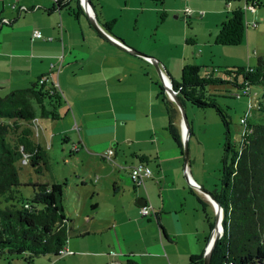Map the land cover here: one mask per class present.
<instances>
[{
    "label": "crops",
    "instance_id": "1",
    "mask_svg": "<svg viewBox=\"0 0 264 264\" xmlns=\"http://www.w3.org/2000/svg\"><path fill=\"white\" fill-rule=\"evenodd\" d=\"M59 1H69L76 13L72 14L64 7H58L55 0H0V19L6 20L0 22V55L6 56L10 63L18 62L20 70L26 75L22 80H30L37 74L47 72L49 62H56L57 55L61 53L60 66L57 69L50 68L52 79L62 95V102L58 107L61 116L51 122L47 117L35 119L34 122L39 127L37 135L41 132L42 137H45L47 129L51 131L50 136L54 131H63V138L67 139L68 132H72L73 138L69 147L71 152L82 150L81 155L85 150L87 155L96 154L102 161L111 164V170L104 173L106 180L111 182V212L104 216L105 218L95 217V220L91 215L87 219L90 220L88 223L86 221L76 226L72 224L71 218L70 224L79 229V236L114 229L119 234L120 245L117 250L112 248L114 253L105 252L107 256L100 259L102 262H98L100 251L104 250L108 243L103 246L101 239L95 241L94 238L99 252L93 255L92 260L88 258L87 264H148V245H152V240L155 244L150 252L155 256L160 253L167 260V263H164L163 258L159 264H199L195 255L202 251L206 242L213 206L204 193L188 183L181 170L185 167L188 177L197 185H202L208 190H211L213 185L209 186L203 162L200 169L194 164L195 156L190 158L192 164H189L190 160L183 163L182 152L166 128V112L159 91L162 84L153 65L146 57L132 53L101 36L90 25L80 4L76 7L70 0ZM89 1L96 22L103 27V21L113 17L112 25L103 28L127 45L146 52L148 50V53L155 55L160 69L168 78L177 79L183 61L204 65L203 70H207L211 67L217 68L218 65H243L241 60L245 56V66L252 65L249 62L247 33L245 47L241 50L242 58L239 50L232 47H216L205 59L201 46L196 54L194 44H217L214 35L219 21L228 10L237 5L233 6L230 0H219L217 6H206L201 13L192 10L194 14L197 12L199 18L194 25L187 26L188 19L184 24H177V27L168 26L169 36L160 39L159 44L154 36H148L151 38L148 40V43H151L148 48L136 46L129 32L131 17L134 16V22L137 19L136 9H125L126 21L123 25L119 21L122 9H106L108 0ZM186 2H192L195 6L201 5L198 4L200 0ZM11 3L15 5L11 7ZM111 5L114 8H136L135 0L131 3L129 0H112ZM19 6L24 8H18ZM152 7L155 9H151ZM183 7L179 2L171 5L167 0H148L146 10L148 17L153 10L151 24L156 28L166 18L167 12L172 11L174 15L179 11L183 13ZM158 10L159 17L155 15ZM146 18L147 15L142 20ZM248 21H245V26H249ZM127 25L128 28H125ZM32 27H38L42 35L51 37H30ZM161 45L180 46L181 51L176 57L171 56L166 60L153 50ZM186 45L191 46L186 48ZM216 52L223 54L213 60L211 55ZM237 55L241 60H235ZM206 61H209V64H203ZM261 94L255 91V96ZM183 106L187 108L184 100ZM187 118V139L190 144V138L193 142L198 141L199 133L195 130L194 118L188 114ZM173 122L180 135L177 109L174 111ZM196 124L198 127V120ZM109 146L113 149V161L102 155ZM131 151L155 156L153 166H150L148 161L145 162L151 168V174L135 186L123 173H128L125 168L127 165L138 161L130 154ZM100 183L102 187L103 181ZM156 186L158 191L154 197L151 192ZM115 191L120 192V196L123 193L125 196L123 203L119 204L122 207L120 210L117 209ZM140 197L144 201L139 204L145 202L151 206L149 213L145 215H141L137 210L139 204L136 199ZM148 223L155 224L152 235L148 234ZM73 238L67 240V249L79 246L80 242ZM179 239H182L183 243H180ZM190 255H193L191 259ZM45 263L44 260L40 261V264Z\"/></svg>",
    "mask_w": 264,
    "mask_h": 264
},
{
    "label": "trees",
    "instance_id": "2",
    "mask_svg": "<svg viewBox=\"0 0 264 264\" xmlns=\"http://www.w3.org/2000/svg\"><path fill=\"white\" fill-rule=\"evenodd\" d=\"M70 1L79 6L78 0ZM243 2L254 7L261 3L260 0ZM55 3L72 14L76 13L69 1L55 0ZM113 21V17L108 18L102 25L109 28ZM244 28V11L236 5L219 21L214 41L237 44L243 38ZM43 74L35 75L24 86L0 94V254H22L26 261L39 254H57L68 235L81 234L78 228L71 226L63 211L64 179L18 178L21 163H27L36 174L47 166L45 148L33 133V120L59 117L61 92L52 80H39ZM169 80L177 89L176 95L182 104L184 100L196 107H211L222 125L218 182L210 190L221 206L222 228L210 250L207 264H264V99L252 97L241 116L243 126L237 140H230V118L226 107L206 88L207 84L229 82L236 87L234 92H240L245 87L249 89V84L264 82V56H257L252 65H222L202 71L199 65L183 61L177 79ZM159 91L166 112V128L181 151L180 135L173 122L175 104L166 96L162 86ZM251 112L257 119L255 122L246 119ZM130 154L139 162L155 158L137 151ZM133 183V186L139 184ZM21 184L31 185L29 195H22ZM211 225L212 221L209 230ZM195 256L201 264L202 251Z\"/></svg>",
    "mask_w": 264,
    "mask_h": 264
},
{
    "label": "rangeland",
    "instance_id": "3",
    "mask_svg": "<svg viewBox=\"0 0 264 264\" xmlns=\"http://www.w3.org/2000/svg\"><path fill=\"white\" fill-rule=\"evenodd\" d=\"M132 1L134 0H129L130 3ZM230 1L232 2L233 6L237 4L242 7L244 11V22L246 20L254 19L256 21V26L251 27L246 25L244 28L243 39L237 44L226 45L217 43L213 44V46H210L206 43L202 45L194 44L196 54L198 53V48L201 46L203 47V56L205 57V59L213 49H216V47H218V49L232 47V49H238L239 55L241 56V50L245 47V35L247 33L249 39V62L250 64H254L257 56H264V0H260L261 3L257 4L253 9L243 7L244 0ZM135 2L136 8H128L126 5H122L126 7L114 8V6L111 5L112 0H108L106 9H122L119 13V21L120 24L123 25L126 21L125 9H136L135 14L137 16V19L134 22V16L131 17L129 32H131V37L134 39L136 46L140 48H148V46H150L151 44L150 42L148 43V40L151 39L150 37L154 36L156 38V42L159 44L160 39H165L167 38L166 36H169L170 30H167L169 29L168 26L172 25V27H177V24H184V22L189 19L186 25L191 27L199 19L197 14L199 10H205L204 8L206 6H217L219 0H200V3L198 4L201 5L198 6L193 5L192 2L187 3L186 0H167L168 4L172 5V3L179 2L184 6L183 8L189 7L191 11L194 10L197 12L194 14V12L190 11L189 13L183 14L179 11L176 15H174V12L169 11L167 12V16L163 20V22H161V24H159L156 28L151 24V19L153 18L152 14L154 13L153 10L149 13L148 17V12L146 10L148 9V0H135ZM222 5L224 7L226 6L224 3H222ZM151 9L155 8L152 7ZM146 15V20H142V18ZM155 15L159 17V10ZM125 28H128V25ZM202 33L203 32L201 31L200 34L202 35ZM189 46L186 45V48H188ZM156 48L157 49L153 50L161 54L164 58H166V60L171 58V56L176 57L177 54L181 51V47L175 45L170 47L161 45L159 46V48L158 46ZM137 50L152 55L155 59L157 58L155 55L148 53V50L147 52L141 49ZM243 52L245 55L244 50ZM221 54L223 53L216 52L215 54L211 55V58L214 60ZM239 55H237V58L234 57L235 60H241L242 56L240 58ZM241 61L243 66H245L247 63L246 57L244 56L243 60ZM203 64H209V61H206V63ZM217 67H221V65H218ZM203 68L204 65H200V71H202ZM23 72L24 71L20 70L18 62L12 61L10 63L6 56L0 55V94H3L10 88L26 85L29 80H22V78L26 76ZM206 88L209 93H213L215 95L216 100L222 106L226 107V111L230 118V122L228 124L229 139L237 140L238 134L243 126L240 118L247 110L249 99L250 101L253 100L252 97L255 96V91L258 94H263L264 82L249 84L248 94L240 93L237 96L234 95V90L236 89V87L229 82L207 84ZM262 94L260 95V97H262L261 99H264V94ZM186 105L187 108H184L186 117L188 114L189 116L194 118L195 130L199 133L198 141L193 142V139L190 138L191 140L189 144V141L187 139L186 163H188L192 156H195L194 164H197V168L200 169V166L203 162V170L207 175L209 186H214L218 182V168L220 166V155L222 151L223 134L221 122L214 110L209 106L195 108V106H192L188 101H186ZM191 107L196 110H193V108ZM252 113L253 112L249 113L246 118L249 122H255L257 120ZM38 118L42 119L43 117ZM197 120L199 121L198 127L196 124ZM50 133L51 131L47 129L45 137H42L41 132H39L38 135L34 132L35 138L38 139L45 148L47 157L46 168H44L41 173L36 174L27 163H21L20 168L18 169V178L20 180L29 178L49 181H60L64 179L65 183L63 184L62 190L63 211L70 220L72 218V224L75 226L86 222L91 215L94 216V220L95 217L105 218L104 216L108 215L111 212L113 200V198L109 194L111 189V182L106 180V174H104L105 172L111 170V164L108 161H102L96 154H92L90 156L87 155V152L85 150L83 151L86 153L83 152V154L81 155L80 152L82 150L79 152H71L69 150V147L71 144V139L73 138L72 132H68L67 139L63 138V131H54L52 136H50ZM148 164L150 166H153L154 160L149 159ZM189 164H192L191 160ZM123 173L127 175L125 177H127V179L129 180L130 178L128 176V173ZM94 177L96 178L93 179ZM100 181H103L102 187ZM19 188L22 195H29L31 192V185L29 184H21ZM157 191L158 187L156 186L155 190L151 192L154 197L157 196ZM119 193L120 192L118 191H115L114 193L116 196L115 199H117L118 210L122 208L119 206V204L123 203V201L125 200L124 193L122 196H120ZM213 213L214 209L211 210V221L213 220ZM94 220H92V222ZM89 221L90 220H88L86 223H88ZM91 225H93V223H91ZM154 225L155 224L148 223V234L152 235L154 231ZM70 237H74V240L80 242L78 247L72 249H67L65 247V244ZM94 238L95 241L96 239H101L103 246L108 243L106 245V248L100 251L101 255L99 256L98 262L101 258H105L107 256L104 254L105 252L112 253V248H114L115 250H117L116 248H119V234L118 232L114 231V229L109 228L106 230H102L99 233L86 234L85 236H79V234L70 236L68 235L64 244V252L57 254H39L37 256H34L30 261H26L22 257V254H7L4 252L0 254V264H40V261L42 260L46 262L45 264H56V262L59 264H87L88 258L92 260L93 255L99 252L97 251V243L94 241ZM179 242L183 243V240L179 239ZM153 244H155V241L152 240V245H148V264H151V262H155L157 264H159L160 262L162 263L163 258L164 263H167L166 258L163 257V255L161 256L160 253V256H155L150 252ZM114 252L115 251H113V253Z\"/></svg>",
    "mask_w": 264,
    "mask_h": 264
},
{
    "label": "water",
    "instance_id": "4",
    "mask_svg": "<svg viewBox=\"0 0 264 264\" xmlns=\"http://www.w3.org/2000/svg\"><path fill=\"white\" fill-rule=\"evenodd\" d=\"M79 4L81 5L83 11L85 12V14L87 15L88 21L90 23V25L104 38L108 39L109 41L118 44L124 48H126L127 50H129L132 53L141 55L143 57H146L147 59L149 58V61L151 62V64L153 65L160 81L161 84L163 86L164 92L166 94V96L175 104V107L179 113V130H180V138H181V152H182V160L183 163L185 164L186 162V158H187V135H188V128H189V123H188V119L186 117L185 114V110H184V106L182 104V102L179 100L178 96L176 95V91L175 89L171 86L170 80L168 77H165L166 79H164V77H162L161 75V71H160V67L157 63V60L149 54H146L142 51H139L129 45H127L126 43H124L122 40H120L119 38L113 36L112 34H110L109 32L106 31V29H104L98 22H96V20L94 19V15H93V10L90 4L89 0H78ZM183 176L184 178L188 181V183L193 186L196 187V189L200 190L202 193H204L208 199L210 200L213 209H214V213H213V220H212V225L210 227V230L208 232V236L206 239V242L203 246L202 249V259H201V264H207L208 259H209V254H210V250L216 240V238L220 235L221 233V206L219 204V202L215 199V197L211 194L210 190L197 185L196 183L193 182V180L191 179V181H189V177L188 174L185 170V167L183 168ZM144 199L142 197L137 198L136 199V203H141L143 202Z\"/></svg>",
    "mask_w": 264,
    "mask_h": 264
},
{
    "label": "built area",
    "instance_id": "5",
    "mask_svg": "<svg viewBox=\"0 0 264 264\" xmlns=\"http://www.w3.org/2000/svg\"><path fill=\"white\" fill-rule=\"evenodd\" d=\"M15 4L14 3H11L10 6L13 7ZM243 7H247V8H250V9H253L254 6L251 5L250 3H245L243 2ZM18 8H24L23 6H19ZM20 10V9H18ZM191 10L189 7H185L184 10H183V13H189ZM199 13H201L202 11L199 10L198 11ZM1 21H6L4 18H1L0 19V22ZM245 23V22H244ZM247 24L251 27H255L256 26V21L253 19V20H249L247 22ZM30 37H40L42 39H49L51 36L50 35H42L39 28L38 27H32L31 30H30ZM61 57H62V54H58L57 55V59H56V62H49V70L47 72H45L43 75L40 76L39 80H41L42 78H48L50 80H52L54 83L55 81L52 79V70H50L51 67H54V68H58L61 64ZM149 60V58H148ZM161 71V75L162 77H164V79H166L165 77H167L165 75V73L163 72L162 69H160ZM175 91H177V89H175ZM240 93H246L248 94V88L245 87L243 90H241L240 92H234V95H239ZM250 99H249V102H248V105L250 104ZM241 119V118H240ZM35 119L33 120V133H37V130H38V124H36L35 122ZM52 120L50 119V122ZM113 152V149L111 146L107 147L103 152H102V155L107 158L108 160L110 161H113V159L111 158V154ZM128 171V175L131 179L132 182H136V183H142V180L149 176L151 174V168L145 163V162H135L133 164H129L125 167ZM96 177H94L93 179H95ZM189 181H191V178H189ZM195 183V181H193ZM196 189V187H194ZM138 212L141 214V215H145L147 213H149L150 209H151V206L150 204H147V203H142V204H139L138 207ZM66 242V241H65ZM65 251V248H64V245H62L58 250H57V253H61V252H64Z\"/></svg>",
    "mask_w": 264,
    "mask_h": 264
}]
</instances>
